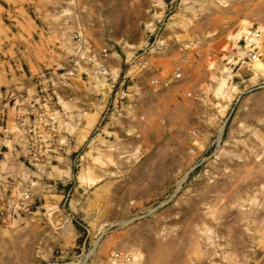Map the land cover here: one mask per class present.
<instances>
[{
  "label": "rangeland",
  "instance_id": "obj_1",
  "mask_svg": "<svg viewBox=\"0 0 264 264\" xmlns=\"http://www.w3.org/2000/svg\"><path fill=\"white\" fill-rule=\"evenodd\" d=\"M113 250L264 264V0H0V264Z\"/></svg>",
  "mask_w": 264,
  "mask_h": 264
},
{
  "label": "built area",
  "instance_id": "obj_2",
  "mask_svg": "<svg viewBox=\"0 0 264 264\" xmlns=\"http://www.w3.org/2000/svg\"><path fill=\"white\" fill-rule=\"evenodd\" d=\"M247 34H248V37H246L247 35H245L242 38V40H245V42L247 44H255V43H257L259 41V38H258L259 37L258 27L256 29H254V30L249 31ZM249 38H252V39L248 40ZM256 38H258L257 42L255 40ZM238 41H239V39L236 40V43H238ZM106 48H108V46H103L101 48L102 54L105 55V56L107 55L105 53ZM247 51L250 52V55L252 57L255 56V51H253V49L252 50L248 49ZM98 66L101 67V70L97 69L98 71H105L104 70V66L102 64L97 65V67ZM179 74H180V70L174 69V75L178 76ZM22 195L24 197H27V192L23 191ZM103 264H134V259H133V257L130 254L124 253V252L119 251V250H113L106 256L105 261L103 262Z\"/></svg>",
  "mask_w": 264,
  "mask_h": 264
},
{
  "label": "bare ground",
  "instance_id": "obj_3",
  "mask_svg": "<svg viewBox=\"0 0 264 264\" xmlns=\"http://www.w3.org/2000/svg\"><path fill=\"white\" fill-rule=\"evenodd\" d=\"M231 36H233L234 37V39L236 38V37H238V36H236V35H234V34H232ZM246 37H248V36H246ZM259 38V37H258ZM258 38H256L255 40H256V42L258 41ZM252 38H249L248 40H251ZM247 41V40H246ZM97 69H99V70H101V67H97ZM111 71V70H110Z\"/></svg>",
  "mask_w": 264,
  "mask_h": 264
}]
</instances>
